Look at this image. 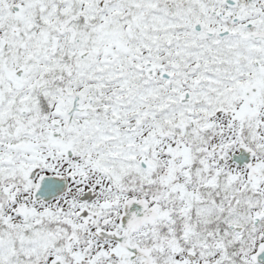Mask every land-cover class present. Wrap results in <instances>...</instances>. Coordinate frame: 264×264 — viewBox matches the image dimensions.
I'll list each match as a JSON object with an SVG mask.
<instances>
[{
  "label": "snow or ice",
  "instance_id": "obj_1",
  "mask_svg": "<svg viewBox=\"0 0 264 264\" xmlns=\"http://www.w3.org/2000/svg\"><path fill=\"white\" fill-rule=\"evenodd\" d=\"M0 264H264V0H0Z\"/></svg>",
  "mask_w": 264,
  "mask_h": 264
}]
</instances>
